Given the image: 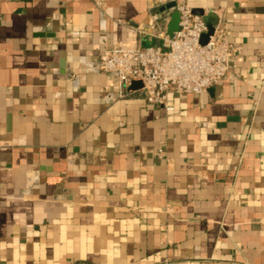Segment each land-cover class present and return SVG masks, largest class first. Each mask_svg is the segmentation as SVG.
<instances>
[{"label":"crops","instance_id":"0c3cea01","mask_svg":"<svg viewBox=\"0 0 264 264\" xmlns=\"http://www.w3.org/2000/svg\"><path fill=\"white\" fill-rule=\"evenodd\" d=\"M155 2L0 0V264H264V0H187L242 51L173 111L98 67Z\"/></svg>","mask_w":264,"mask_h":264},{"label":"built area","instance_id":"2783aa9c","mask_svg":"<svg viewBox=\"0 0 264 264\" xmlns=\"http://www.w3.org/2000/svg\"><path fill=\"white\" fill-rule=\"evenodd\" d=\"M166 3H174L166 8ZM153 21L139 32L146 38L163 40L162 45H137L131 48H107L100 56L102 72L115 74L120 88L131 89L140 81L145 100L173 111L171 93H201L217 85L231 71L230 58L240 54L241 46L230 42L221 16H217L214 31L203 43L208 32L207 15L199 14L187 0H156ZM179 13V29L169 36L168 26L173 12ZM158 156H164L160 147Z\"/></svg>","mask_w":264,"mask_h":264},{"label":"water","instance_id":"95a60500","mask_svg":"<svg viewBox=\"0 0 264 264\" xmlns=\"http://www.w3.org/2000/svg\"><path fill=\"white\" fill-rule=\"evenodd\" d=\"M174 3H168L167 7H171ZM195 12L199 14H204V11L202 9H196ZM207 21H208V32L203 36L202 41L205 43L209 35L213 33L214 31V25L217 22V18L213 14L207 15ZM179 29V13L173 12L171 21L168 26V35L172 36L174 31H177ZM142 86V83L140 81H134L131 84V88H139Z\"/></svg>","mask_w":264,"mask_h":264},{"label":"rangeland","instance_id":"374dc122","mask_svg":"<svg viewBox=\"0 0 264 264\" xmlns=\"http://www.w3.org/2000/svg\"><path fill=\"white\" fill-rule=\"evenodd\" d=\"M203 42V41H202ZM204 43V42H203Z\"/></svg>","mask_w":264,"mask_h":264}]
</instances>
